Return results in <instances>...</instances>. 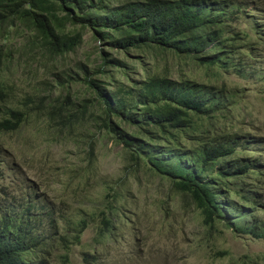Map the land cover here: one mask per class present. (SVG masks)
Listing matches in <instances>:
<instances>
[{
    "label": "trees",
    "instance_id": "16d2710c",
    "mask_svg": "<svg viewBox=\"0 0 264 264\" xmlns=\"http://www.w3.org/2000/svg\"><path fill=\"white\" fill-rule=\"evenodd\" d=\"M86 33L94 57L68 66ZM249 92L264 96V0H0V135L42 120L58 146L83 129L122 147L126 164L98 198L92 154L84 168L64 164L63 191L61 181L56 193L22 182L10 196L0 145V264H74L91 230L79 264H111V245L151 220L124 204L130 176L168 184L164 221L194 208L210 234L264 242L261 189L250 182L264 160L235 158L260 147L245 137ZM238 262L264 264V254Z\"/></svg>",
    "mask_w": 264,
    "mask_h": 264
},
{
    "label": "rangeland",
    "instance_id": "374dc122",
    "mask_svg": "<svg viewBox=\"0 0 264 264\" xmlns=\"http://www.w3.org/2000/svg\"><path fill=\"white\" fill-rule=\"evenodd\" d=\"M97 47L98 43L86 33L83 46L76 54L67 58V65L75 67L84 64L94 57L93 52L97 51ZM193 75V79L201 77ZM30 82V78L23 81L24 90H31ZM83 91L82 85H77L72 90L73 93ZM245 105L251 113L249 118H243L246 123L243 127L251 129V133L245 137H250L249 141L260 144V147L253 148L247 154L239 153L235 158L264 160V96L249 92L239 103L240 107ZM85 132L83 129L76 130L75 141L58 146L55 142L48 145V140L53 139V135L47 129L46 121L37 120L25 125L19 132L0 135V145L5 150L1 157L8 164L4 169L6 179L2 184L9 195H19L17 186L22 182L26 186L36 183L41 187V192L47 189L56 193L57 189H61V181L63 191L67 180L64 164L84 168L91 154V167L96 177L91 198L105 195V184L118 181L126 173L123 148L114 145L107 138H85ZM260 154L262 157H259ZM130 178L129 183L134 188L128 189L131 192L124 204L138 214L146 211L151 220L148 223L145 221L143 229L146 230H142L140 235L127 229L125 237L129 236V243L121 241L120 245H111L108 255L111 264H239L238 261L245 256L256 259L258 255L264 254V242L254 241L251 237L238 236L224 227L220 228V234H210L202 226L199 212L194 208H175V217L168 222L164 221L163 208L158 201L168 199V184L160 179L146 178L141 186L133 180V176ZM253 181L261 189L259 197L264 204V169L257 179L250 182L254 184ZM261 218L264 220V212ZM93 237V230L85 234L84 246L74 248L72 263L81 262L80 255ZM218 251H226L229 256L217 257L215 254Z\"/></svg>",
    "mask_w": 264,
    "mask_h": 264
},
{
    "label": "clouds",
    "instance_id": "9594fccd",
    "mask_svg": "<svg viewBox=\"0 0 264 264\" xmlns=\"http://www.w3.org/2000/svg\"><path fill=\"white\" fill-rule=\"evenodd\" d=\"M6 167H8V164H6L5 168H6ZM5 168H4V169H5ZM20 184H21V183H20ZM2 186H4V185L2 184ZM4 187H5V186H4Z\"/></svg>",
    "mask_w": 264,
    "mask_h": 264
}]
</instances>
